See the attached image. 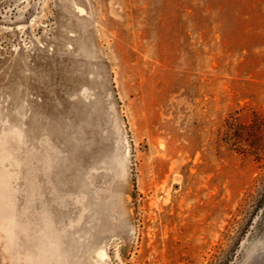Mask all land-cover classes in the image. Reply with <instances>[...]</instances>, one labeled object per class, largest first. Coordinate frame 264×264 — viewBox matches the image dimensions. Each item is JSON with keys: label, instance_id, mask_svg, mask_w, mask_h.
Segmentation results:
<instances>
[{"label": "rangeland", "instance_id": "1", "mask_svg": "<svg viewBox=\"0 0 264 264\" xmlns=\"http://www.w3.org/2000/svg\"><path fill=\"white\" fill-rule=\"evenodd\" d=\"M0 264H264V0H0Z\"/></svg>", "mask_w": 264, "mask_h": 264}, {"label": "bare ground", "instance_id": "2", "mask_svg": "<svg viewBox=\"0 0 264 264\" xmlns=\"http://www.w3.org/2000/svg\"><path fill=\"white\" fill-rule=\"evenodd\" d=\"M99 255H105V252L104 251H100Z\"/></svg>", "mask_w": 264, "mask_h": 264}]
</instances>
